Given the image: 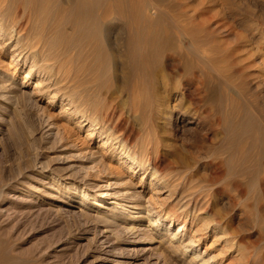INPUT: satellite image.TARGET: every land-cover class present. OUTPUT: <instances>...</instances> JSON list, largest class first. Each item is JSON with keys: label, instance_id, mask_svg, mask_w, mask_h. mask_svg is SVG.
Returning <instances> with one entry per match:
<instances>
[{"label": "rangeland", "instance_id": "rangeland-1", "mask_svg": "<svg viewBox=\"0 0 264 264\" xmlns=\"http://www.w3.org/2000/svg\"><path fill=\"white\" fill-rule=\"evenodd\" d=\"M5 1L14 5V0ZM48 2L62 16L74 14L73 2ZM139 4V22L174 29L182 17L191 21L187 26L192 30L215 36L213 43L228 61V67L212 71L229 75L218 82L215 93L221 108L232 107L223 113L225 127L203 121L181 133L182 123L192 120L190 112L179 111L188 103L178 100L186 88L163 94L166 110L150 112L146 106L135 118L122 114L133 132L132 145L158 141L151 160L160 165L163 177L155 183L150 166L133 164L130 170L129 159L118 160L106 144L100 146L97 129L88 130L93 120L87 110L93 109V62L74 60L84 70L74 91L65 85L68 79L55 75L57 63L37 53L33 57L20 46L32 37L42 39L41 33L8 39L9 29H0V264H203L202 258L212 264H247V259L264 264V0H131L119 6ZM51 22L33 21L47 28L46 43L54 42L53 26L62 30L67 45L80 32L85 34L66 19ZM129 26L125 28L132 29ZM87 49L92 51L93 42ZM66 55L68 59L72 54ZM65 59L63 65L71 61ZM230 91L235 100H229ZM48 95H53L50 102ZM234 125L242 130L232 131ZM219 147L227 149L218 152ZM207 149L208 155H220L222 163L204 157ZM192 156L198 161L183 166ZM188 174H193L190 181ZM101 196L97 206L94 199ZM115 201L119 205L113 223L97 222L95 217L113 209ZM135 207L141 210L137 213ZM213 217L224 223L218 225ZM150 218H158L159 230L144 233L141 229ZM176 218H186L188 228L171 241L178 229ZM118 233L126 235L125 241L116 237ZM224 253L227 259L220 262L217 254Z\"/></svg>", "mask_w": 264, "mask_h": 264}, {"label": "bare ground", "instance_id": "bare-ground-1", "mask_svg": "<svg viewBox=\"0 0 264 264\" xmlns=\"http://www.w3.org/2000/svg\"><path fill=\"white\" fill-rule=\"evenodd\" d=\"M60 1L63 3H74L72 7L74 14L72 13V16L69 15V17H67L66 15L68 14L62 16V14H60L62 11L56 8L52 9L50 6H48V0H14V5L11 7H9L10 4L8 6L7 4H4L6 2L5 0H0V29L4 27L9 29V36L7 37L8 39L9 37L13 36V34L17 35V38L20 39L21 37L30 38L33 33H41L44 36L42 39H36L32 37L29 42L24 44L22 42V45L20 46L23 47L24 45V48H27L29 54H33V57L37 54H40V56H44L42 60L47 62L53 61L57 63L56 68H54L55 66H51L54 68V70L50 67V71L53 70L55 75L59 73V76L63 78L61 79L58 76V79L61 81L68 79L65 85L71 86L74 91L80 87L79 73L80 75L84 73V70L78 67L74 60H77V63L84 59H88L89 63L93 62V66L91 64L89 66L91 69H93V86L91 85L93 89L91 88L90 92L93 94V106L91 105L93 109H87L88 115L92 116L93 120L91 121L92 123H90L88 130L91 129L94 133V131L97 129L99 142L101 143L100 146L104 147L106 144L109 149L118 155V160L123 158L129 159L131 162V164L128 166L130 170H133V167L131 166L133 164H136V166H144V168H148V166H150L152 172L151 180H155V183H157V181L163 177L161 176L162 169L160 165L157 164L155 159L151 160L153 157L151 156V153L157 154L158 152L154 143L158 141H154L152 139L154 141L152 142L150 139H148L140 146H136V144L132 145L131 141L129 140V136L131 137L133 132L130 126H127L128 129H126V121L122 114L125 113L124 115L130 116V118H135L137 117L136 112L146 110V106L150 108V112L157 110L159 111L162 108L168 109L169 106L161 99H164L163 94L166 93L165 96H167L169 89L173 88L174 90H179L180 88H186V93L181 94L180 97H178V100L182 99L188 103L185 107L181 105L179 111L181 110L180 112L182 113L190 112L192 120L188 119L187 122L182 123L181 133H184V131L188 130L189 127L191 128L200 126L203 121H208L211 123V127L214 123L218 129L225 127L226 120L225 117H223V113L226 110L232 109V107H230V105L229 107H224V109L221 108V105L215 100V93L218 87V82L228 78L229 75L227 72L220 75H217L216 72L215 75L212 73V71L218 70V68L222 66L225 68L228 67V65H226L228 61L225 59V52H219V50L216 48V44L213 43L215 36L213 38L210 33H206L207 30H205L206 32L192 30V28L187 26L191 21L186 22L189 21V19L186 20L182 17L179 19L177 24H175L174 29L172 27L163 28L159 25H151L150 20L149 23L144 21V23L142 21L139 22L135 17L140 14L139 12L143 9L142 4H139V6L136 7L133 6L134 8L127 5L129 7L128 9H126V7L123 9L119 6L120 2L125 3L128 1L130 2L131 0ZM84 1L88 2V4L84 3L86 6L83 8L82 2ZM94 3L96 5L98 3L96 8ZM37 10H39V13L46 12L48 15H40ZM64 19L69 21L71 24H74L72 25L74 30H85L83 32H85L86 35L84 33L83 35L80 32V34H77V36L73 37V42L67 45V40H63L64 33L62 30L53 26L54 28L50 29V31L53 32V35L52 33L50 35L54 42L46 43L48 40V37L45 36L48 33L47 28H41L33 25V21L35 20L49 22L52 21L51 23H53L54 20H61V22H63ZM128 24L130 25L129 27H132V29L127 30L125 28ZM152 26H154V28ZM116 27H121L122 29H120L118 33H115L114 31ZM87 30V33H93L87 35ZM89 30H91V32H89ZM3 42H6V40L4 39ZM92 42L93 52L91 49H87V46L91 45ZM45 52L49 54L43 55ZM69 53L72 54L71 57L69 56L68 58L71 61H66V63L63 65L62 60L63 58L65 59L67 56L66 54ZM48 66L49 65H45L43 68ZM27 77L28 74L26 73L22 80L25 81ZM54 82L56 84V80ZM81 90L82 89H80L79 92H81ZM236 91L238 92L237 89ZM230 92H228L229 100H235V92ZM79 94L80 93H78V95ZM78 97H76V99ZM97 97H100V99H97ZM52 98L53 95H48V100L50 99L48 102H50ZM83 99L85 98L83 97ZM78 106L80 105H77L76 108H79ZM84 106L85 104L83 103V108H85ZM61 110H64V108L61 107ZM182 113H180V116ZM174 128H176V126L170 127V129ZM225 129L227 132L229 131L227 128ZM238 129L242 130L236 125L231 128V130L234 132ZM125 130H129L128 134L123 133ZM94 135H96V133L93 134V136ZM102 135L104 136L101 137ZM149 135L150 134L147 135L148 138H150ZM249 135L250 137H254V134L250 133ZM178 137L180 136H177V138ZM224 149H227V147H219L218 152L223 151ZM258 149L260 148L258 147ZM231 150H234V148H231ZM208 153L209 151L207 149L204 152V157H209L210 162L217 160L219 163H222L223 160L220 155L211 156L210 154L208 155ZM194 157L192 160L188 159L189 161L182 160L185 163L183 166L188 167L196 163V161H198V157ZM178 161H181V159ZM216 163L217 162H215V164ZM191 179H193V174H188L186 176V180L190 181ZM197 196L198 193L194 195L193 200H197ZM104 197L105 196H101L94 199L96 202L95 204L98 206L101 202L99 200L103 199ZM102 201L105 202V200ZM114 204H116V206H114L113 209L105 210L101 217H95L96 221H105L111 223L116 218V216H118L117 206L119 205V202L115 201ZM127 208L130 209L133 208V206L129 205ZM135 208L137 213L141 210V207ZM92 217L93 216L91 215L86 216L85 223L87 222L86 220H89ZM213 218L215 219V223H218V225L224 223L221 220V217ZM157 219L158 218H150L145 229H141L142 232L143 230L144 233L147 231L151 232L152 230H156V227L158 226L156 223ZM172 220L173 218L170 217L169 221L171 222ZM177 220L179 221L178 229L176 233L170 235L171 241L175 238L177 233H181L185 228H188L186 226V218H183L182 220L176 218L174 222ZM134 228L135 227H133L132 230H134ZM197 229L195 232H198ZM68 233H70V230ZM118 235L119 233L116 234V237L119 240L125 241L126 235L119 237ZM215 239L217 240V238ZM173 245L174 244H172V246ZM191 245L192 243H188V246ZM227 254L228 253L217 254L220 255V262H225L227 259ZM202 260L204 262H202L203 264H212L213 262L209 261L207 258H202ZM251 261L254 262V259H247V264H251Z\"/></svg>", "mask_w": 264, "mask_h": 264}]
</instances>
